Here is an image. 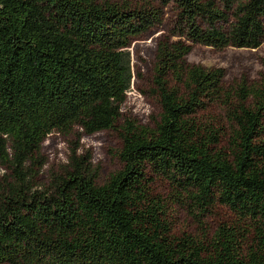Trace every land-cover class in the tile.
<instances>
[{
	"label": "trees",
	"instance_id": "obj_1",
	"mask_svg": "<svg viewBox=\"0 0 264 264\" xmlns=\"http://www.w3.org/2000/svg\"><path fill=\"white\" fill-rule=\"evenodd\" d=\"M167 21L156 127L128 121L106 183L73 150L42 186L46 137L116 128L129 47ZM263 42L264 0H0V264H264V77L229 86L187 60ZM177 208L198 235L176 233Z\"/></svg>",
	"mask_w": 264,
	"mask_h": 264
},
{
	"label": "rangeland",
	"instance_id": "obj_2",
	"mask_svg": "<svg viewBox=\"0 0 264 264\" xmlns=\"http://www.w3.org/2000/svg\"><path fill=\"white\" fill-rule=\"evenodd\" d=\"M172 6L166 10L167 20L174 14ZM165 25L152 28L143 37L136 39L129 47L132 61L133 78L127 91L126 100L122 106L123 117L117 122L116 128L98 131L92 134L82 133L80 129L70 132L52 131L42 144V155L46 162L40 171L38 181L47 186L52 177L61 174L69 162V156L75 150L77 155L88 158L89 167L95 174V182L106 183L111 176L120 171L123 162L119 157L122 147L120 131L128 121L148 129H154L162 112L161 103L154 93L152 84L155 54L158 40L168 29ZM264 42L257 48L228 47L216 49L202 44H196L187 56L190 63L206 67H220L225 70L227 85H235L242 79L256 82L264 77ZM222 145H226V141ZM5 170L0 167V175ZM41 187V186H40ZM157 190L165 193L164 185L157 183ZM176 233H200L199 224L180 208L174 212ZM226 212L218 208V214L208 219V223L217 225L225 220Z\"/></svg>",
	"mask_w": 264,
	"mask_h": 264
}]
</instances>
